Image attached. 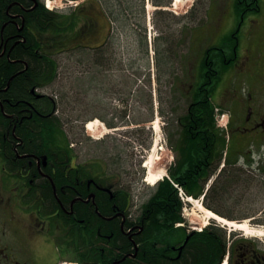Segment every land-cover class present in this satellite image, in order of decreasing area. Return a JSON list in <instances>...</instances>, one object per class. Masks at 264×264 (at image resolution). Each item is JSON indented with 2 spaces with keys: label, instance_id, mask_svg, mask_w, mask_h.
I'll return each mask as SVG.
<instances>
[{
  "label": "flooded vegetation",
  "instance_id": "1",
  "mask_svg": "<svg viewBox=\"0 0 264 264\" xmlns=\"http://www.w3.org/2000/svg\"><path fill=\"white\" fill-rule=\"evenodd\" d=\"M242 2L248 9L257 5V0H238ZM44 5L45 0H0V264H264V235H248L206 212L239 222L235 214L203 199L196 210L205 214L196 218L197 204L155 199L151 192L132 215L131 194L120 172H108V164L101 160L86 162L72 147L55 150L21 133L35 126L38 118L54 114L51 98L30 81L36 53L45 57L54 44L64 43L67 17L55 10L60 15L57 31L40 30L36 17ZM83 27L80 32L97 42L98 56L103 28L95 21ZM216 49L220 57L215 59L233 63L234 80L215 92L217 103L228 113L230 150L224 159L236 158L240 165L249 156L260 174L264 58L252 45L241 51L234 46ZM203 62V76L216 72L213 64L208 65L210 59ZM5 69L11 73L4 83ZM17 76L20 85L10 86ZM175 155L174 164L179 160ZM220 161L204 158L196 179L175 174L177 184L184 191L203 190L210 166ZM259 222L264 220L257 218L252 226Z\"/></svg>",
  "mask_w": 264,
  "mask_h": 264
},
{
  "label": "rangeland",
  "instance_id": "2",
  "mask_svg": "<svg viewBox=\"0 0 264 264\" xmlns=\"http://www.w3.org/2000/svg\"><path fill=\"white\" fill-rule=\"evenodd\" d=\"M50 1H53V10L65 14L81 10L80 17L83 19L86 14L99 9L96 0H84L80 3L82 5H75L69 0ZM110 1L112 4L115 0ZM172 1L168 6L169 11L178 16L185 15L177 23L167 20L172 37L176 30L184 27L185 42L178 48L180 53L177 57L172 53L168 57L170 52L165 50L166 43L161 36L166 32L159 27L161 19L154 14L156 6L151 4V0H144L143 6L141 0H132L127 2L130 9L123 11L126 21L115 23L114 35L105 45L107 56L114 50L111 66H97L92 60L91 63L85 61L87 50L77 46V43H70L66 52L54 55L59 64L58 74L45 90L57 101L63 130L73 143L75 152L86 162H106L108 172L114 169L125 178L123 184L131 192L132 215L138 213L140 203L154 188L144 181L146 169L143 162L148 155L161 157L158 169L163 170L175 160L170 142L177 136V119L186 110L185 94L190 90L196 61L201 69L205 45L228 43L241 51V48L254 44L257 54L264 58V0H257V8L253 7L255 9H248L244 2L239 9L235 0H180L175 5H172ZM122 2L126 4V1ZM140 7L142 16L145 10L143 24L147 28V37L150 35L151 38L150 51L146 55L141 49L142 32L136 29L132 32V22L140 20L139 13L135 12ZM100 23L108 26L102 16ZM190 34L194 36L188 43ZM153 38L156 39L155 45ZM79 41L84 43L85 39ZM87 43L93 45L94 41L88 40ZM229 65L232 67L233 63L229 62ZM230 67L220 69L218 85L230 81ZM104 69L110 70L102 71ZM173 74L179 76V80L176 79L172 86ZM96 118L100 124L95 134L90 135L85 131L84 123ZM107 122L111 125H106ZM154 122H157L156 125ZM151 148H154L152 152ZM254 169L253 165L251 168L243 167V175L238 176L235 182L226 184L227 188L221 192L224 193L223 199L216 206L223 212L241 216L242 220L237 225L247 222L248 235L255 229L263 236L264 222L252 226L254 217L264 220V181H258ZM165 174L166 171L163 177ZM247 175H252L253 180L248 179ZM214 180H208L206 185ZM196 208L198 205L193 206L196 218V214H205ZM202 222H206V217Z\"/></svg>",
  "mask_w": 264,
  "mask_h": 264
},
{
  "label": "trees",
  "instance_id": "3",
  "mask_svg": "<svg viewBox=\"0 0 264 264\" xmlns=\"http://www.w3.org/2000/svg\"><path fill=\"white\" fill-rule=\"evenodd\" d=\"M98 1L101 10L109 18V21H112L114 23V25L115 23H124V21H126L125 14L123 13V11L130 9V6L127 2L132 0H124L126 1V4H123L122 0H115L112 4L110 0ZM151 2L153 5L156 6H166L168 5L169 0H151ZM142 3L143 0H141V5ZM135 12L139 13L140 20H135L134 22H132V24H134L132 27V32L135 29L139 32H142L143 37L141 41V49L143 54L146 55L147 49L150 48V43L146 42L144 35L145 27L143 24L144 14L142 16V7H140L139 10ZM48 14H50L49 11L43 7V10L38 12V16L36 17L38 20L37 26L42 31L47 30L49 28H51V30H54V28L60 23L58 20V16H55L54 14H50V16ZM156 14L158 18L161 19L160 26L163 27V29L161 28V31L167 33H162L161 39L164 41V43H166L165 50L170 52L168 57H171V53L172 55L177 57L179 55L178 48L183 42H185L183 36L184 27L176 30L172 37V35H169L168 26L170 25V22L167 20L171 19V21L177 23L180 22L182 18L175 17L174 15L165 10H158ZM72 19L73 21L69 20L68 23L67 28L69 29H72L71 27L74 26L73 24L74 22H76L74 17H72ZM73 36V34L68 36V40L73 38ZM38 45L40 44L36 41L37 48ZM154 48L156 51V46H154ZM208 53L209 54L207 55V57H205V59L206 61H209L210 59L208 65H211L213 64L212 58L215 57V54L217 53L214 52L213 48H210L208 50ZM20 55H23V52H20ZM90 60H92V56H86L85 61L90 62ZM228 64L229 63H225V65L222 67L224 69H227ZM58 66L59 64L54 58L40 56L37 52L36 59L34 60V68L32 70V79L30 82L39 87L52 84L57 77ZM205 67L206 64L201 61L202 72L206 70ZM10 73L11 70L5 69L3 75L4 83L8 80V75ZM220 73L221 72L216 71L209 77L201 75L200 77H198V81L193 86V88L185 94V97L187 99V107L185 112L178 117V122L180 125L178 131L179 134L177 139L174 141L175 143L173 145L171 144V147L178 153L179 156V160L176 161V164L170 168L171 170H175L174 174L170 173L171 178L174 179L173 181L175 182L178 181V179L175 178V174L180 175V177L196 179L201 174L198 170V168L203 166L200 165L201 160H203L204 158H209L212 160L221 159L223 153H228L230 150V145L229 142H227L226 140L224 132H222L216 126L215 122V108L218 107L221 111L223 110L220 106H217L213 101L215 85L218 83V81H220ZM176 79L178 78L174 76L172 78L171 84H173ZM21 81L22 79L19 76L15 78L13 77V79H11L10 86H14L16 84L18 86L20 85ZM108 125L110 124L108 123ZM21 133L25 136H33L35 143H38L40 141L42 146L48 147L49 145L55 150H62L63 148L67 151L69 149V141L62 128L61 120L53 115L49 117L38 118V123H36L35 126H32L28 129H24ZM235 159L236 158L233 157H229L227 159V166L222 169L221 174L217 175L216 177L217 179L215 181V187L216 184H218V186L225 184L229 185L235 182L238 176L243 175V168L234 167L233 164L236 162ZM247 165L248 167L252 166V160L249 156L247 158ZM210 167V174L215 173L217 170V166L212 164ZM201 172L205 173V168H202ZM250 172L252 173V171ZM246 177L248 179L253 180L252 175H247ZM172 191H174L173 194H171ZM186 191L187 193L195 196H198L202 192V190L194 191L193 189ZM222 191L224 190H216V188L214 187H211V189L207 191L206 199L210 201L212 206H214L217 201L223 199L222 195L224 193H221ZM152 197L155 199L165 198L178 200L176 190L168 179H165L156 185Z\"/></svg>",
  "mask_w": 264,
  "mask_h": 264
},
{
  "label": "bare ground",
  "instance_id": "4",
  "mask_svg": "<svg viewBox=\"0 0 264 264\" xmlns=\"http://www.w3.org/2000/svg\"><path fill=\"white\" fill-rule=\"evenodd\" d=\"M180 0H175V4H177ZM53 4V1H50L49 0V6L51 7ZM157 122H154V124L156 125ZM100 124V121L98 119H95V120H91V121H88L86 123V131L88 133H90V135L92 134H95L94 132L96 131V127ZM101 136V134H98ZM154 150V148H151L150 152H152ZM161 157H158V156H152L151 154L148 155V157L145 159L144 163H143V167L146 169V176H145V181L148 183V184H155L157 181L161 180L163 178V175H164V171L163 169H158V167L160 166L161 162L159 163ZM207 216H210L212 218H215L216 220H219L225 224H228L230 223L232 226L234 227H238L239 229H242L245 231L248 232L247 230V222H244L242 223L241 225H237L233 222H230L220 216H218L216 213L210 211V210H207ZM253 233V232H252Z\"/></svg>",
  "mask_w": 264,
  "mask_h": 264
}]
</instances>
